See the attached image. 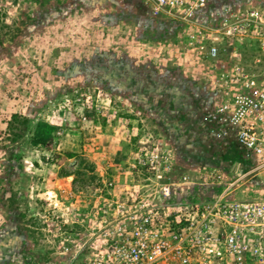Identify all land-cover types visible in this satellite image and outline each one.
I'll use <instances>...</instances> for the list:
<instances>
[{
	"label": "rangeland",
	"instance_id": "obj_1",
	"mask_svg": "<svg viewBox=\"0 0 264 264\" xmlns=\"http://www.w3.org/2000/svg\"><path fill=\"white\" fill-rule=\"evenodd\" d=\"M190 28L146 0H0V264L88 253L111 218L106 181L118 199L151 190L129 164L142 147L211 193L218 171L240 176L235 198H264V168L243 176L252 165L205 133L218 86Z\"/></svg>",
	"mask_w": 264,
	"mask_h": 264
},
{
	"label": "built area",
	"instance_id": "obj_2",
	"mask_svg": "<svg viewBox=\"0 0 264 264\" xmlns=\"http://www.w3.org/2000/svg\"><path fill=\"white\" fill-rule=\"evenodd\" d=\"M146 1L154 15L190 25L188 42L214 62L219 98L202 116L210 132L233 137L252 161L243 176L264 168V0ZM175 161L169 149L139 148L130 168L151 190L118 199L106 181L111 218L83 257L66 246L73 255L65 264H264V198H235L240 176L228 181L218 171L211 193Z\"/></svg>",
	"mask_w": 264,
	"mask_h": 264
},
{
	"label": "crops",
	"instance_id": "obj_3",
	"mask_svg": "<svg viewBox=\"0 0 264 264\" xmlns=\"http://www.w3.org/2000/svg\"><path fill=\"white\" fill-rule=\"evenodd\" d=\"M212 101H210L209 103H207L204 107H203V112L206 108L207 105H209ZM203 123V127H204V130H205V133L208 136H210L211 138H209L211 141H214L216 142L217 144H219L220 146H225V147H230L231 145L234 146V149L235 150H231L230 153H235L236 156H238V159H239V162L241 163H244V164H247L248 166L251 165V163H248L244 157V152L243 150L239 147V145L237 144V142L235 141V139L233 137H230V138H226V139H216L213 134L210 132V128L209 126L202 122ZM240 163V164H241Z\"/></svg>",
	"mask_w": 264,
	"mask_h": 264
},
{
	"label": "trees",
	"instance_id": "obj_4",
	"mask_svg": "<svg viewBox=\"0 0 264 264\" xmlns=\"http://www.w3.org/2000/svg\"><path fill=\"white\" fill-rule=\"evenodd\" d=\"M16 115V114H14ZM37 142H44V139H41V141H35L34 143L37 144Z\"/></svg>",
	"mask_w": 264,
	"mask_h": 264
}]
</instances>
